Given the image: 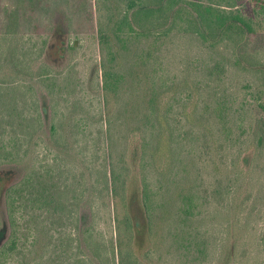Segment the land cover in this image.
<instances>
[{
	"label": "rangeland",
	"instance_id": "rangeland-1",
	"mask_svg": "<svg viewBox=\"0 0 264 264\" xmlns=\"http://www.w3.org/2000/svg\"><path fill=\"white\" fill-rule=\"evenodd\" d=\"M74 1L80 13L70 31L52 39L47 0L39 1V15L20 30L6 28L0 19V65L16 56L30 63L18 68L29 79L44 63L43 70L57 78L33 80V91L20 84L22 119L16 116L14 122L37 115L35 99L41 94L55 112L54 121L62 123V132L53 137L50 115L42 127L35 126L22 150L20 167L41 171L48 194L39 197L36 174L17 187L18 248L28 247V256L29 247L34 253L26 259L5 250L0 264H35L31 259L101 264L95 244L101 236L111 241L115 229L110 190L104 189L98 169L104 171L109 162L121 167L132 131L146 144L143 174L161 219L152 264H264V3L237 0L233 8L252 19L248 50L258 66L250 67L236 61L231 41L209 47L198 36L175 29L162 35L125 30L103 48L97 18L110 23L117 0H98L100 8L97 0L84 6L83 0ZM127 5L121 0L123 9ZM88 11L93 21L85 19ZM105 62L121 75L108 101ZM5 73L9 69L0 68V77ZM49 82H54L52 89ZM160 122L170 143L162 163L153 157ZM17 133L10 128L3 135L13 143ZM21 175L17 171L15 179ZM60 186L65 192L61 208L54 196ZM134 213L142 224L139 208ZM0 218L7 224L3 202Z\"/></svg>",
	"mask_w": 264,
	"mask_h": 264
},
{
	"label": "trees",
	"instance_id": "trees-1",
	"mask_svg": "<svg viewBox=\"0 0 264 264\" xmlns=\"http://www.w3.org/2000/svg\"><path fill=\"white\" fill-rule=\"evenodd\" d=\"M39 1L0 0V19L3 20V26L10 30L14 26H19L18 30H20L30 19H35L39 15ZM124 1L129 4L125 9L121 7V0H117L114 6L115 11L112 12L114 14L109 20L110 23L102 21L100 15L97 18L99 40L103 48L109 45L110 40L114 37L122 36L125 30L130 33H138L139 35L150 33L162 35L175 29L198 36L209 47H216L225 41H231L235 48L236 61L238 63L250 67L254 65L258 66L255 56L250 55L248 50L249 45L252 43L251 38L254 30V26L251 23L252 19L246 18L242 12L233 9L238 6L239 0ZM254 1L264 3V0ZM87 2L88 0H83V6ZM7 5H10V8L4 14L5 6ZM74 5V0H47L45 12L51 39L60 36V34H65V32L67 33L68 30L70 31V27L76 20V14L80 13V10H75L76 7ZM97 5L100 8L98 0ZM87 16L85 19L94 20L93 12L88 11ZM12 55H14V51ZM110 61H112V58ZM29 64V62L19 61L16 56H11L10 61L6 60L4 64L0 65V68L9 69V73L2 74L0 77V203L5 202L10 227V231L8 230L9 235L0 247V253L5 250L11 252L17 251L16 253L18 254H24L26 259L34 253V249L31 251L29 247L31 254L28 256V252L25 251L28 247L20 250L18 248L20 238L16 229V218L14 215L17 202L16 195L19 194L17 187L21 181L28 183L34 180L36 175L40 180L44 177L41 175V171L33 170L30 172L20 167L21 165L24 166L23 159L25 152H23V148L29 134H34L37 130L34 131L35 126L42 127L50 115L51 135L56 137L62 132V123L54 121V117L56 120L55 112H50V107L41 94L35 99L36 116L34 115L27 122H14L13 120L16 116L22 119V114L18 112V100H20L18 99V93L20 92L21 94L24 85L20 84L28 85L33 91V80L45 83V79H57L53 75L54 72L50 69L49 71L43 70L44 66H47L45 63L37 73H32V77L29 79L18 70L21 66L23 68L30 66ZM120 77L121 75L112 68L107 67V63L105 62L103 66V89L105 90L107 101L111 92L114 91L115 86L119 83ZM52 83L54 82H49L51 89ZM50 91L52 92V90ZM262 98L264 100V97ZM152 101H155V99H152ZM260 106L264 109V101L260 103ZM156 116L160 121L162 120L159 115ZM160 123L162 126L158 135L157 146L153 152V157H155L158 163L164 162L166 156L170 155V143L166 137L163 122ZM10 128L14 132H20V134L17 133L14 136L15 140L13 143L3 135ZM134 138L135 131H132L127 139L121 167L116 166L113 162H109L106 165L108 167L104 171L102 168L98 169V178L103 177L106 183L104 189L110 190L112 198L111 217L115 229V236L111 241L105 240L101 236L95 244L94 256L101 264H110L111 262L113 264H152L153 252L158 244L156 239L161 219H158L154 210L149 195L148 182L143 174L146 144ZM261 141H264V131ZM117 167L120 168L119 171H117ZM17 171L22 172L21 178H18L19 180L15 179ZM43 182L41 180L39 183L41 188V195L39 194V197L41 196L44 199L48 194L46 186L42 184ZM57 189L58 191L54 194L55 200L58 202L56 207L61 208L60 201L62 200L61 203H64L62 195L65 192L61 186L57 187ZM101 190L102 188L99 187L100 193H102ZM135 207L139 208L143 214L142 224L138 223L139 221L136 219L134 213ZM3 227L4 225L0 221V230ZM83 239L84 241L87 240V238ZM33 242H36L34 244L36 246L39 242L38 237H35ZM31 261L35 262V264L38 262L35 259H31ZM16 264L22 263L18 262ZM38 264L40 263L38 262Z\"/></svg>",
	"mask_w": 264,
	"mask_h": 264
},
{
	"label": "flooded vegetation",
	"instance_id": "flooded-vegetation-1",
	"mask_svg": "<svg viewBox=\"0 0 264 264\" xmlns=\"http://www.w3.org/2000/svg\"><path fill=\"white\" fill-rule=\"evenodd\" d=\"M3 203L5 205L4 201H3ZM5 207H6V205H5ZM8 222H7V224H4V227L0 230V247L4 244L5 240L7 239V236L9 235L10 227H9Z\"/></svg>",
	"mask_w": 264,
	"mask_h": 264
}]
</instances>
